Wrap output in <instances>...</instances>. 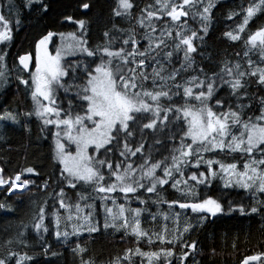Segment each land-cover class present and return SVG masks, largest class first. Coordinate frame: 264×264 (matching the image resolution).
Wrapping results in <instances>:
<instances>
[{
	"label": "snow or ice",
	"instance_id": "1",
	"mask_svg": "<svg viewBox=\"0 0 264 264\" xmlns=\"http://www.w3.org/2000/svg\"><path fill=\"white\" fill-rule=\"evenodd\" d=\"M55 2L0 3V95L15 74L17 89L24 86L32 102L23 112L0 108V124L20 125L31 136L35 119L38 139L53 141L57 165L40 183L32 179L41 175L35 166L12 174L0 166L7 196L35 188L51 201L6 236L0 264H60L64 253L49 237L67 245L72 237L94 239L109 230L132 237L136 247L107 264H200L195 257L205 249L191 237L234 213L259 216L264 236V0L224 14L241 18L223 33L243 48L231 56L208 47L214 0H154L143 7L115 0L96 40L97 4L78 0L79 14L63 12L54 21L72 31L45 24L34 57L18 53L10 66L9 47L24 20L35 16L43 24ZM217 182L247 192L248 204L225 206L202 195ZM169 189L180 198L169 199ZM0 210L15 211L6 200ZM145 220L156 229L142 227ZM73 243L78 264H96L86 246ZM142 243L158 250L144 251ZM241 264H264V251Z\"/></svg>",
	"mask_w": 264,
	"mask_h": 264
},
{
	"label": "trees",
	"instance_id": "2",
	"mask_svg": "<svg viewBox=\"0 0 264 264\" xmlns=\"http://www.w3.org/2000/svg\"><path fill=\"white\" fill-rule=\"evenodd\" d=\"M2 2L3 0H0V3ZM77 2L78 0H56L52 5V15L43 24L38 25L35 16L26 18L20 30L15 33L13 44L9 47V65L13 64L14 57L18 53L31 52L34 56V43L45 24L62 31H72L73 27L71 25L60 28L54 21L55 17L63 12L79 14L76 12ZM94 2L97 7L93 9L91 17V35L93 40H96L108 21V13L110 8L114 6L115 0H94ZM136 2L143 7L146 3H154V0H136ZM214 2L218 4V7L214 9L215 21L208 39V47L214 53L219 51L221 55L224 54L225 50H227L229 56L234 52L242 53L243 48L239 44H232L223 37V33L234 28L236 22L240 21L241 18L236 17V22L229 21L225 19L224 14L233 9L239 10L240 5H247L249 0H214ZM190 23L193 27H196L195 22L190 21ZM249 28H253V25L250 24ZM253 30L255 29L253 28ZM14 75L12 86L9 88L7 95H0V108L10 107L21 112L30 110L32 102L27 90L22 85L17 89ZM24 75L27 76L26 73ZM62 95L63 93H61ZM29 127L32 129L31 136L20 125L9 124L5 127L0 124V134H3V139H0V166L5 167L8 174L15 173L25 166H35L40 170L41 175L32 177V179L40 183L43 179L51 176L57 167L51 158L54 145L51 139H38L39 124L35 119L30 122ZM210 155H219L220 159H231V157H225L222 154ZM168 191L170 193L169 199L180 198L179 194L175 193L174 190L169 189ZM209 194L214 198L222 199L225 202V206L229 202L233 206H237L240 203L247 205L249 202V194L247 192L240 189H223L219 182L202 193L204 196ZM5 200L15 211L6 212L0 210V252H3V243L6 236H15L16 230L21 223L30 221L32 214L37 210L41 202L49 200V205L51 204L49 196L37 191L35 188L31 192H26L23 196H7L3 190H0V201ZM87 211L85 209V213ZM260 226L259 216H241L238 213H234L231 216L220 217L191 237L199 241V246L205 249L203 254H197L195 258L200 261V264H241V261L246 256L264 251V236L259 231ZM142 227L149 231L156 229V225L147 220L144 221ZM6 229L7 231H5ZM109 232L110 234L105 233L103 235L96 233L94 234V239L84 233L79 238L72 237L67 245L57 242L52 237H49V242L54 245L56 251L64 253V256L60 258V264H78V258H74L71 251L74 241L80 242L82 246L87 247L88 255L95 259L96 264H107L116 255L123 253L125 249L136 247L132 237L124 236L123 233L111 230ZM140 247L144 251L158 250L156 245L150 246L146 243H142ZM212 248L215 249V255L209 254ZM177 251L179 252V249ZM143 264H147V261L144 260Z\"/></svg>",
	"mask_w": 264,
	"mask_h": 264
},
{
	"label": "rangeland",
	"instance_id": "3",
	"mask_svg": "<svg viewBox=\"0 0 264 264\" xmlns=\"http://www.w3.org/2000/svg\"><path fill=\"white\" fill-rule=\"evenodd\" d=\"M69 59H72L71 57H69ZM73 147V150H74V146H72Z\"/></svg>",
	"mask_w": 264,
	"mask_h": 264
},
{
	"label": "built area",
	"instance_id": "4",
	"mask_svg": "<svg viewBox=\"0 0 264 264\" xmlns=\"http://www.w3.org/2000/svg\"><path fill=\"white\" fill-rule=\"evenodd\" d=\"M0 190H2V189H0Z\"/></svg>",
	"mask_w": 264,
	"mask_h": 264
},
{
	"label": "water",
	"instance_id": "5",
	"mask_svg": "<svg viewBox=\"0 0 264 264\" xmlns=\"http://www.w3.org/2000/svg\"><path fill=\"white\" fill-rule=\"evenodd\" d=\"M34 57V56H33ZM27 74V73H26Z\"/></svg>",
	"mask_w": 264,
	"mask_h": 264
}]
</instances>
